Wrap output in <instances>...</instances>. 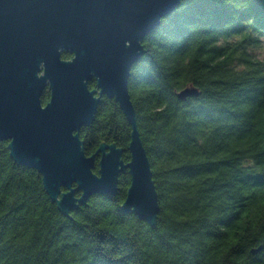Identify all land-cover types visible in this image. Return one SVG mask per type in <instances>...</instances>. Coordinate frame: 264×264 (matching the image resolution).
Instances as JSON below:
<instances>
[{
  "label": "trees",
  "instance_id": "obj_1",
  "mask_svg": "<svg viewBox=\"0 0 264 264\" xmlns=\"http://www.w3.org/2000/svg\"><path fill=\"white\" fill-rule=\"evenodd\" d=\"M263 36L264 0H181L145 37L129 88L159 194L156 228L122 210L129 171L117 194L66 217L0 141V264H264ZM187 85L200 94L180 100ZM80 135L87 154L117 143L130 160L115 99L103 96Z\"/></svg>",
  "mask_w": 264,
  "mask_h": 264
},
{
  "label": "water",
  "instance_id": "obj_2",
  "mask_svg": "<svg viewBox=\"0 0 264 264\" xmlns=\"http://www.w3.org/2000/svg\"><path fill=\"white\" fill-rule=\"evenodd\" d=\"M180 2L0 0V141H8L15 162L41 174L66 217L95 194H117L120 175L129 171L122 210L157 227L159 194L129 79L145 37ZM199 94L187 85L177 96L184 101ZM103 96L119 103L131 125L129 161L117 143L86 153L81 128L94 123Z\"/></svg>",
  "mask_w": 264,
  "mask_h": 264
},
{
  "label": "rangeland",
  "instance_id": "obj_3",
  "mask_svg": "<svg viewBox=\"0 0 264 264\" xmlns=\"http://www.w3.org/2000/svg\"><path fill=\"white\" fill-rule=\"evenodd\" d=\"M254 53L262 60H264V36L262 37L261 46L254 49Z\"/></svg>",
  "mask_w": 264,
  "mask_h": 264
},
{
  "label": "flooded vegetation",
  "instance_id": "obj_4",
  "mask_svg": "<svg viewBox=\"0 0 264 264\" xmlns=\"http://www.w3.org/2000/svg\"><path fill=\"white\" fill-rule=\"evenodd\" d=\"M71 56L69 57V58H66V59H70V58H72V54H70ZM44 102V101H43ZM46 103V102H45Z\"/></svg>",
  "mask_w": 264,
  "mask_h": 264
}]
</instances>
